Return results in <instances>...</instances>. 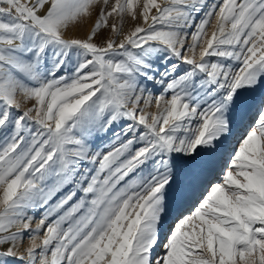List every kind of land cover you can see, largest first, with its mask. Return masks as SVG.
<instances>
[{"label":"snow or ice","instance_id":"6c2138e0","mask_svg":"<svg viewBox=\"0 0 264 264\" xmlns=\"http://www.w3.org/2000/svg\"><path fill=\"white\" fill-rule=\"evenodd\" d=\"M0 264H264V0H0Z\"/></svg>","mask_w":264,"mask_h":264},{"label":"rangeland","instance_id":"374dc122","mask_svg":"<svg viewBox=\"0 0 264 264\" xmlns=\"http://www.w3.org/2000/svg\"><path fill=\"white\" fill-rule=\"evenodd\" d=\"M209 2H211V0H209ZM214 26H215V20L212 21V27L208 28L209 36L211 35V32L214 30ZM75 34L82 36L84 33H83V31L77 29V30H75ZM189 42H190V40H189ZM213 59H215V58H213ZM148 111L150 113H155L157 111V109H156L155 105L153 104V106L151 108H149ZM34 225H35V222H34L33 226Z\"/></svg>","mask_w":264,"mask_h":264}]
</instances>
